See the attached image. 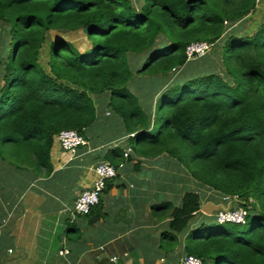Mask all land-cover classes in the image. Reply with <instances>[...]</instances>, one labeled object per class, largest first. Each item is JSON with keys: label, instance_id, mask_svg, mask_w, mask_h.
Listing matches in <instances>:
<instances>
[{"label": "trees", "instance_id": "1", "mask_svg": "<svg viewBox=\"0 0 264 264\" xmlns=\"http://www.w3.org/2000/svg\"><path fill=\"white\" fill-rule=\"evenodd\" d=\"M259 3L0 0V160L50 175L55 137L70 129L85 137L99 119V98L108 95L106 108L129 134L137 132L133 141L145 157L167 154L231 209L249 213L238 225L246 231L216 218L200 224L186 239V256L203 264H264V21L249 36L235 32ZM79 31L87 38L84 51L70 39L51 38ZM198 42L214 44L209 55L223 43L215 64L221 73L210 64L209 72L175 79L190 63L199 65L201 58L187 56ZM143 54L135 70L134 58ZM142 76L169 82L154 116L130 89ZM124 154L116 147L107 160L117 168ZM101 205L86 215L90 223L104 217ZM200 208V194L188 192L179 207L166 202L154 213L171 218L167 235L177 240Z\"/></svg>", "mask_w": 264, "mask_h": 264}, {"label": "crops", "instance_id": "2", "mask_svg": "<svg viewBox=\"0 0 264 264\" xmlns=\"http://www.w3.org/2000/svg\"><path fill=\"white\" fill-rule=\"evenodd\" d=\"M108 98L98 100L101 130H87V146L72 154L55 137L50 175L0 160V264H115L113 258L118 264H181L189 233L231 209L174 158L145 157L141 147L137 150L132 145L137 132L129 134L118 118L110 119ZM113 126L124 131L110 130ZM116 147L132 151L101 196L104 217L92 224L86 215H74L75 201L94 186L95 166L109 161ZM188 192L200 194L201 208L189 229L172 240L167 235L171 218H159L154 207L166 202L179 207ZM63 250L69 253L61 255Z\"/></svg>", "mask_w": 264, "mask_h": 264}, {"label": "rangeland", "instance_id": "3", "mask_svg": "<svg viewBox=\"0 0 264 264\" xmlns=\"http://www.w3.org/2000/svg\"><path fill=\"white\" fill-rule=\"evenodd\" d=\"M264 21V0H260V3H259V6L258 8L256 9V12L255 14H253L250 18L246 19L242 25V27H239L236 29V27L233 28V31L235 30V32L239 33V34H244V35H251L255 32L256 30V27L258 24L262 23ZM64 37L62 34L58 33V32H52L51 34V38L53 40H58L60 38ZM68 39H70L73 43L76 44V46L81 50V51H84L85 50V46H81L82 44L84 45V41L87 39L83 32L82 31H79L77 33H73L71 35L68 36ZM88 42L85 43V45H87ZM222 47H223V43L221 42L220 43V46L218 47V44L215 46V49L213 50V52L209 55H205L203 57H198L196 58L195 60H199L198 62V66L195 67V63L192 62L190 63L189 65H187L186 69L184 72H175L174 75V78L175 79H178L180 78V76L182 77H185V79H190L192 78L194 75L198 76L199 74V69L202 68L203 70L205 71H211L209 70V65H213L215 66V64L217 63L218 65L221 64V59H222ZM215 52V53H214ZM146 54H143V55H139L138 57L134 58V68L135 70H138L140 69L145 60H144V57H145ZM209 58L211 59L210 63L209 61L207 63H204L203 64V58ZM144 60V61H143ZM221 67V66H220ZM217 68L215 66V69L217 72L221 73V68ZM156 80V79H155ZM155 80H151L148 76H142V77H137L136 80H135V83L131 84L130 85V89L132 92H137V94L139 93H142L144 95H148L147 98H144L142 95H139V99H140V104L141 106L146 110V111H149L150 110V115H155L156 112H157V109H158V105H159V99H160V96L161 94L163 93V91L166 90V88L168 87L169 85V82H167L168 80H163V79H160V83H158L157 81ZM183 80V79H182ZM165 85L166 88L164 87ZM165 89H164V88ZM164 89V90H163ZM148 90V91H147ZM100 104L98 106V112L100 113ZM106 110H108L109 113H112L114 116H112V118H110L111 120H115L116 117H118L117 115H115L113 113V111L109 108H106ZM153 110V111H152ZM152 111V112H151ZM106 115V112L104 113V117ZM100 117V115H99ZM99 120V119H98ZM116 121V120H115ZM117 122V121H116ZM100 125L95 123L92 128L94 129H97L98 131L101 130V128L99 127ZM154 126V125H153ZM121 127H124L123 123H121ZM114 128V130H113ZM153 131L152 133L153 134H156L158 132V127L155 126L153 127ZM110 130H119V131H124V130H120V128H118V126L116 127H110L109 128ZM132 145L138 150V148H140V144L136 143V141H132ZM172 161L175 162V160L172 159ZM177 161V160H176ZM178 162V161H177ZM179 163V162H178ZM190 172V171H189ZM203 193V192H202ZM211 224V223H215V221H213V219L209 220L206 224ZM217 223V222H216ZM218 224V223H217ZM231 228L233 229H236V230H240V231H246L248 230L249 228L247 226H235V225H230ZM212 264V263H211Z\"/></svg>", "mask_w": 264, "mask_h": 264}, {"label": "built area", "instance_id": "4", "mask_svg": "<svg viewBox=\"0 0 264 264\" xmlns=\"http://www.w3.org/2000/svg\"><path fill=\"white\" fill-rule=\"evenodd\" d=\"M214 44L198 42L187 48L189 60L203 57L211 52ZM57 140L64 151L75 154L80 147L87 146V139L76 130H63L57 135ZM132 148L129 147L124 156L128 157ZM97 180L90 189H85L75 201L73 208L74 215H88L91 210L100 203L101 196L106 188L107 182L117 176L116 168L109 161H102L95 166ZM248 211L244 207L237 209H227L217 213L216 220L219 224L244 225L247 222ZM61 255L68 254V250L60 252ZM115 264L117 259H112ZM181 264H203L201 258L194 255H187L181 261Z\"/></svg>", "mask_w": 264, "mask_h": 264}, {"label": "water", "instance_id": "5", "mask_svg": "<svg viewBox=\"0 0 264 264\" xmlns=\"http://www.w3.org/2000/svg\"><path fill=\"white\" fill-rule=\"evenodd\" d=\"M88 31H89V28L84 29V32H85V33H88ZM69 35H71V34L63 35V36H64V39H65V40H69V39H68V36H69ZM236 201H239V200L236 199Z\"/></svg>", "mask_w": 264, "mask_h": 264}]
</instances>
